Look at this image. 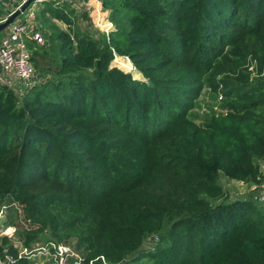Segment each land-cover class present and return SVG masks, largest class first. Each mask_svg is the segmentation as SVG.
<instances>
[{"label": "trees", "instance_id": "trees-1", "mask_svg": "<svg viewBox=\"0 0 264 264\" xmlns=\"http://www.w3.org/2000/svg\"><path fill=\"white\" fill-rule=\"evenodd\" d=\"M99 2L97 37L55 23L71 28L70 5L39 8L44 77L22 97L0 82V204L36 228L26 245L69 246L65 264H264V202L220 183H264V0ZM215 75L226 113L196 124Z\"/></svg>", "mask_w": 264, "mask_h": 264}, {"label": "rangeland", "instance_id": "rangeland-1", "mask_svg": "<svg viewBox=\"0 0 264 264\" xmlns=\"http://www.w3.org/2000/svg\"><path fill=\"white\" fill-rule=\"evenodd\" d=\"M0 1H1L0 20H4L10 13L16 10L23 2V0H0ZM69 8L70 10L74 11V15L71 16V20H72L71 28L61 22H57V21L55 22L62 30L66 32H70L71 34L73 32H78V33L88 32L93 37H97V34H102V32H104V31H100V29L97 28L92 23V19L88 15L89 9H87L86 6L82 5V3L72 5ZM23 15L24 14L19 16L15 21L16 22L22 21ZM84 15L87 18H85ZM34 22L35 25L39 28V32L43 38L42 44L48 47L49 49L48 54L49 57L51 58L52 55L54 56L56 49L54 45L49 48V44L47 43V40L43 35V32L45 31V26L43 24L42 18L40 16L35 17ZM6 31L7 30L1 32L2 34L1 37L6 35ZM35 46L37 45L35 44ZM40 66L43 67V65L41 64ZM111 66L116 67L125 73L131 74L134 79L142 80L141 75L134 70L132 63L124 57L114 55L111 61ZM246 67L248 69V72L252 71L251 77H254L255 63L251 60H248ZM35 72L38 76H40L39 79L40 81L41 78L44 77L43 76L44 73L39 71V69H35ZM8 77H10L11 79V76H4L3 74H1L0 80H3L4 82H9L11 80ZM215 77L216 80L214 82L213 79H209L208 81L205 82L202 93L200 97L196 100L194 104V108L190 113L191 120H193L196 124H203L211 116H217L226 113L224 102L221 97L222 87L218 86L216 88L214 86V84L218 83L220 76L215 75ZM263 172H264V168H263ZM220 183L225 186V189L228 192L230 199L236 198L237 194H239L238 196H242L247 191V188L246 186H244V184L238 182L236 183L233 181H226L224 177H220ZM35 229L36 228L32 226L31 223L28 226H23L19 222L18 216L16 214L15 215L13 214L11 218H9L8 216L7 218L0 220V248L6 249L8 246H13L14 250H21L25 246H28L26 245L27 243L26 237L27 235L33 233ZM48 237L49 234L44 231L43 233H39L38 237L37 238L35 237V240L30 242V244L46 243L44 241H47V239H49ZM4 240L6 241V243H4ZM29 260L31 264H58L54 258H50V257H31L29 258ZM130 264H139V263H130ZM144 264H148V263H144Z\"/></svg>", "mask_w": 264, "mask_h": 264}, {"label": "built area", "instance_id": "built-area-1", "mask_svg": "<svg viewBox=\"0 0 264 264\" xmlns=\"http://www.w3.org/2000/svg\"><path fill=\"white\" fill-rule=\"evenodd\" d=\"M24 1L25 0H23V2ZM83 1L84 0H34L23 13V20L20 22L15 21L8 26L7 29H5L7 30L6 35L0 38V75L11 76V79L8 77L11 81L4 82L0 80V82L11 87L19 97L24 96L28 89L38 84L40 82V76L35 72L28 44L34 43L36 45H43V38L39 32V28L34 22L39 8L47 3H52L53 5H75L83 3ZM4 20H1L0 23ZM252 189L256 190L253 198L258 202H264V183L258 187L253 186ZM12 207L14 208L15 214L18 216L19 222L23 226H28L30 220L24 218L21 206L12 204ZM9 209V205L0 204V220L8 217ZM3 250V254L0 256V264H15L22 258L29 259L31 257H50L54 258L58 264H65L66 257L74 255L69 246L56 242L30 244L21 250H15V256L14 254H7L6 249Z\"/></svg>", "mask_w": 264, "mask_h": 264}, {"label": "crops", "instance_id": "crops-1", "mask_svg": "<svg viewBox=\"0 0 264 264\" xmlns=\"http://www.w3.org/2000/svg\"><path fill=\"white\" fill-rule=\"evenodd\" d=\"M82 5L86 6L87 9H89L88 15L92 19V23L97 28H99L100 31H104L102 33L108 34L112 30V25L108 21V12L102 10L101 3L99 2V0H84ZM70 6H72V5H70ZM1 35L2 34L0 33V38H1ZM261 162H260V168H261L262 173L264 174V172H263L264 161H261ZM226 181H229V180H226ZM233 182H236V181H233ZM238 183H240V182H238ZM244 186H246V188H247L246 193H248V191L251 190V188H252L251 186L249 187L248 185H245V184H244ZM223 187L225 188L224 185H223ZM246 193H244V194H246ZM238 195L239 194H237V196Z\"/></svg>", "mask_w": 264, "mask_h": 264}, {"label": "water", "instance_id": "water-1", "mask_svg": "<svg viewBox=\"0 0 264 264\" xmlns=\"http://www.w3.org/2000/svg\"><path fill=\"white\" fill-rule=\"evenodd\" d=\"M34 0H25L16 10L10 13L7 18L0 23V33L7 29L15 20L21 16Z\"/></svg>", "mask_w": 264, "mask_h": 264}]
</instances>
